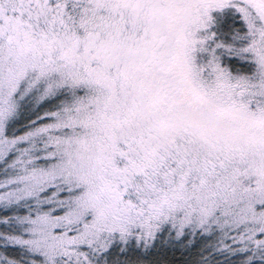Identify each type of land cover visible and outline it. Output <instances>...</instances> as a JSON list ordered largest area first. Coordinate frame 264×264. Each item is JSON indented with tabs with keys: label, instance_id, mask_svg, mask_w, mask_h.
<instances>
[{
	"label": "snow or ice",
	"instance_id": "snow-or-ice-1",
	"mask_svg": "<svg viewBox=\"0 0 264 264\" xmlns=\"http://www.w3.org/2000/svg\"><path fill=\"white\" fill-rule=\"evenodd\" d=\"M0 264H264V0H0Z\"/></svg>",
	"mask_w": 264,
	"mask_h": 264
}]
</instances>
